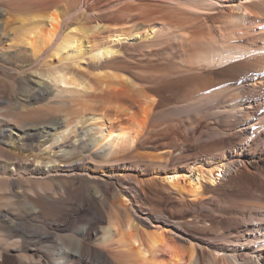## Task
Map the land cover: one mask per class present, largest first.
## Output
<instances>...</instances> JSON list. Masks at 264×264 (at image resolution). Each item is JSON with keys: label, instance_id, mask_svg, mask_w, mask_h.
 Segmentation results:
<instances>
[{"label": "bare ground", "instance_id": "bare-ground-1", "mask_svg": "<svg viewBox=\"0 0 264 264\" xmlns=\"http://www.w3.org/2000/svg\"><path fill=\"white\" fill-rule=\"evenodd\" d=\"M59 1L25 0L23 3L25 5L29 2L36 5L35 7H31L30 3L28 7L23 5L25 9L13 4L8 10L4 5H0V34L3 35L4 31L2 16L12 14V20L9 17L5 20L12 21L15 25L20 23L21 26L14 28L13 31L20 30L23 36L19 38L20 40L17 38L14 40L19 42L14 43L15 45L11 44L14 45L11 49L19 47L20 50H28L29 54L23 57L26 63L33 59L40 60L39 69L34 71L39 79L33 81L31 86H25L23 93H20L15 101L0 98V102L17 110L15 115L18 112V115L22 117L30 116L38 110L33 106L34 100L47 98L52 91L55 94L53 97L60 99L61 107H59L71 106L75 110L74 116L70 114L71 108L65 111L64 122H60L59 118L52 114L42 124L34 121H25L22 124L16 122L18 126H12L1 132L4 139H9L16 132L19 134V140L16 143L32 146L35 143L39 144L43 136L44 141L47 142L48 134L47 132L45 134V131H49L47 129L56 130V134L52 137L53 143L51 142L45 148L44 153L49 154L53 147L57 146L59 150H64L62 158L66 160L70 153L81 148L87 151L96 149L98 159L118 161L123 156L135 154L139 149L152 147L153 140L150 136L155 131V122L161 123L171 116L169 111L160 110L164 109L163 103L166 99H178L185 91L175 81L158 82L156 86L148 81L140 83L139 80L147 79H143L144 76L141 78L139 75L136 76L132 69L129 70L125 68V64L122 65L127 60L126 54L130 47L137 50L149 48L161 38H164L162 42L170 39L178 44L184 52V62L190 65L192 71L202 73L196 76L185 75L181 80H190L189 82L193 83L194 79L199 78L200 83L194 81V85H199L201 88L205 81L212 82L211 86L207 85L206 88L203 86L205 90L216 86L221 80L239 81L241 86L238 87V91L241 96H246L248 101H237L226 111L231 113L232 117L244 115L248 121L252 120L250 122L252 126L256 125L259 122L258 119L264 115V0H118L121 3L119 8L112 10L109 13L111 15L108 14L104 19L97 17L95 21L88 18L85 14L86 10H80L79 14L72 13L68 9H66L68 11H59L57 7V4L61 3ZM86 1L90 2L87 10L92 11L96 8L98 10L96 0ZM23 11L28 15L13 13ZM208 14H217L223 19L222 23L230 27L234 25L244 29L243 27L246 26L252 28L257 26V29L263 27V32L253 29L257 32L254 40L248 42L250 43L248 45H237L234 41L231 43V38V41H228L229 37L219 28V37L223 39H221L222 42L204 43L201 37L202 30L196 22L198 18L203 19V16ZM85 19L92 21L91 25L83 23ZM113 19L127 23L133 22L135 25L120 26L121 24L118 25L115 20L116 23L106 25V21L109 20L110 24V20L113 21ZM75 22L76 27H71ZM230 37L233 38V36ZM213 38L216 40V36ZM224 38L228 39L224 40ZM201 80L204 82L201 83ZM191 83L186 84L191 85L194 91L200 88L199 86L195 88ZM0 97H2L1 93ZM214 99L216 96L212 97V100ZM47 106L49 111L55 108L51 104ZM86 124L91 126L84 136L80 137L82 139L76 140V143L69 141L70 137L78 136L77 133ZM258 134L264 135V129ZM176 143L173 142L172 147H168L166 143L161 145L163 152L155 155L157 157L154 159L155 162L162 160L169 163V160L173 158V148L177 146ZM3 153L7 156L10 151H3ZM248 155L247 148L246 150L242 148L208 161L207 167L193 166L185 171L174 169L162 173L155 172L148 179L122 172L120 177L135 181L141 190L143 184L160 185L169 191L173 190L188 203L196 204V202H202L201 200L206 197L205 193L211 191L212 187L222 184L232 174L248 169L250 164ZM59 159L55 157L46 164L37 160L35 169L31 170V167L25 164L24 169L31 171L32 176L45 174L47 177L52 176L60 173L58 169L60 165H57ZM41 166L44 167L43 172ZM4 170L6 175L0 176V183L5 184L4 188H0L3 191L11 187L14 180L12 176L19 173L16 166L11 169L4 167ZM82 172L89 171L85 168L81 171L80 166L77 165L72 169L75 175H80ZM104 175L109 177L115 175V172L108 170ZM90 176L94 181L87 195L82 194L80 186L70 185V182H68L69 187L64 186L61 189L51 187L48 190H52L53 193L46 201V207L38 206L33 198H26L25 204L30 208L26 212L28 220L15 216L9 210L0 211V228L19 236L21 241H25L27 235L39 237L41 240L55 238L52 254L47 256L49 264H161L164 258L170 260V264H246V259L239 253L228 254L221 250L220 255L202 244H194L191 241L188 245L181 244L173 236L168 235L165 229L158 228L153 231L145 229L133 216L134 206L130 202V193L127 190L119 189L110 182H105L107 184L105 186L97 184L95 180L100 179L101 176L98 174ZM95 200H99L105 206H112L108 226H106V220H103L104 215L102 216V213L98 212L99 209L95 207ZM260 208L264 209V205ZM45 212L63 213V219H55L52 224L55 226L61 223L58 229L50 228L47 224L45 226L32 224L38 220L41 213L45 214ZM99 224L103 226L100 227ZM76 227L78 229L74 230V234L66 238L54 232L73 231ZM51 229L53 231H50ZM87 238L95 239H88L89 242H87ZM247 253L255 255L254 258L250 256L247 259L254 260L253 264H264L257 259L263 255L262 250L259 252L248 250ZM256 260L258 262H255ZM10 261L13 264H27V262L41 264L36 257L26 255H22L21 258L12 256Z\"/></svg>", "mask_w": 264, "mask_h": 264}, {"label": "rangeland", "instance_id": "rangeland-1", "mask_svg": "<svg viewBox=\"0 0 264 264\" xmlns=\"http://www.w3.org/2000/svg\"><path fill=\"white\" fill-rule=\"evenodd\" d=\"M15 1L0 0V5H4L5 8H8V10L9 7L13 6V4H16L15 6H18L21 9H25L23 5L28 7V4L30 3L27 2L28 4L25 5L23 4L25 3V0ZM18 1L23 2H21V4ZM119 1L96 0V7H98V10L95 7L96 9H92V11H90L91 9H86L90 6V2H87L86 0H60L59 2L61 3H58L57 7L59 8V11H65L68 9L72 13L78 14L80 10H86L85 14L88 18L95 21L97 17L104 19V17L111 13L112 10L119 8L121 5ZM29 5L31 7L36 6L34 3H30ZM38 6L40 7V5ZM13 13L15 15H28L25 11L22 13ZM102 14L104 16H102ZM6 17H9L10 20L13 19L12 14L2 16L4 31L2 33L3 35L0 34V93L2 96L0 98H5L4 100L6 101H15L17 97H19L20 93H23L25 86H31L33 81L39 79V77L37 78L34 74V71L39 69L40 60L33 59L26 63V59L23 57L29 54L28 50H20L19 47H14L16 50L14 48V50L11 49V46H14L19 42L23 36V32L17 30L15 33L13 30L16 27H20V23L15 25L12 21H7L8 19ZM90 20L85 19L82 22L87 25H91L92 21ZM114 20L115 19H113V21ZM111 21L112 20H110V24L109 20L106 21V25L107 23L108 25H112L116 22L118 25L121 24L120 26L135 25L133 22H130L132 23L130 24L123 20H115L116 22L112 21L113 23ZM222 22L223 19L217 16V14L204 15L203 19L198 18L196 24L199 25L202 30L201 37H203L202 40L204 43H212L214 41L222 42L223 39L219 37L220 29L223 34H226L229 39H232V41L231 39L228 41H231V43L234 41V44L237 45L250 44L248 42H252L254 40V36L257 34V32L253 30H256L257 26L255 28L246 26L247 28L243 27L244 29H240L237 26L234 27V25L230 27ZM137 24L138 23H136V25ZM71 27H76V22L73 23ZM223 27H225V29ZM241 30L242 32L240 33ZM257 30L263 32V27H259ZM215 36L216 40L213 38ZM230 36H233V38L237 37L233 39ZM16 38H20L18 42L14 41ZM161 39L156 40L158 43L155 41L154 44L150 45V49L148 47H144L143 49L137 50V48L130 47L131 49L129 48V51H127L126 54L128 55V57L126 56L127 60H125L126 62H124L122 66L125 64V68L129 70L132 69L136 76L139 75L140 78L141 76H144V78H142L147 79L139 81L136 80L140 83L148 81L153 82L154 84H151L156 86L158 82L164 83L165 81H175V83L183 91H185V93L178 99H166L163 103L162 107H164V109L161 108L160 110L169 111L171 116L169 115L170 117L166 120H161L163 123H158L160 122L158 120V122H155V131H153L150 136L153 140L152 147L139 149L135 152V154L123 156L118 161H105L96 158V149L87 151L81 148L74 150L67 156V160L62 158L64 150H59L57 146L53 147L54 149H52L49 154H45V148H47L51 142L53 143L54 138L52 137L57 132L56 130L51 129H47L49 131H45V134L46 132L48 134V139L46 140L47 142L44 141L45 137L43 136L41 138L42 140H39L41 143H35L32 146H28L27 144L24 146L16 143L19 140V134L16 132H14L9 139H4L3 133L1 132L17 125L16 122H21L22 124V122L25 121H34L42 124L46 121V119L51 117V114L57 116L56 118H59L60 122H64V120H66L64 119L66 118L65 111L71 109L72 107L65 106L60 108V99L53 97L55 95L54 92L51 91L52 93L50 92L47 98H37L36 101L34 100L33 106L35 108L37 107L38 110L30 116L22 117L18 115V112H16L17 114L15 115V111L17 110L13 109L12 106L7 105L6 103L0 102V176L2 175V177H4L3 175H6L4 167L11 169L16 166L19 172L18 174L15 172L14 174L16 175H13V178L11 177L14 180H12L13 183L8 190H0V211L5 212L9 210V212L13 213L15 216L26 220V212L30 210V208L25 204L27 197L35 199L38 206L46 207V201L53 193L51 192L52 190L49 191L48 189L51 187L53 189L54 187L59 189L64 186L69 187L68 182H70V185L77 184L80 186L81 192L85 196L88 194V191L92 186L91 183L94 181L91 179L90 175L98 174L101 178L95 180L97 184L105 186L107 185L105 182H110L119 189H125L128 193H130V202L134 206V210L132 211L133 216L138 219L139 223H141L142 227L145 229L150 231L158 228L163 230L165 229L164 231L167 230L166 233L168 235L171 237L173 236V238L181 244L183 243L188 245L190 241L194 244H202L208 247L211 251H215L216 253L218 252L220 255L222 254L221 250L226 251L228 254L239 253L246 259V264L254 263V260H247L248 257L251 256L254 258L255 256L248 255V250L256 252L262 250L263 255L257 259H259L260 262H264V211H262L264 209L260 208L261 205H264V135L258 134L259 131L264 129V115L258 119L259 122L256 125L252 126L250 123L252 120L248 121L244 115L239 114L240 118L238 115L232 117V114L226 111L230 107L234 106L237 101H248L247 97L241 96L238 91V87L241 86L239 81L221 80L216 86L205 90L206 86H211L212 82L207 81L209 83L205 84L207 83L205 81L201 88L199 85H194V81L196 83L197 81L200 83L199 78L194 79L192 81L193 83L189 82L190 80H181L185 75L196 76L201 75L202 73L192 71L190 65L184 62V52L180 47H178V44L172 42V40L170 41V39L167 40L166 38L165 40L167 41L162 42L164 41V38ZM227 39L228 38H224V40ZM7 49L11 52H8ZM172 56H174L175 59ZM182 81L184 84L181 83ZM203 82L204 81L201 83ZM186 83H191L195 88H200L198 90L195 89L196 91H194V89H191V85L189 86V84ZM203 86H205V88H203ZM235 87L237 89H235ZM186 88H188L187 91ZM214 96H216V99H214L215 101L212 100V97L214 98ZM49 104L55 107L52 111L47 109V105ZM173 108L176 110L174 111ZM70 112L71 116H74L75 110L73 108ZM90 126L91 125L86 124L84 128H82V130L80 129L79 133H77L78 136H72V138L70 137L69 141L76 143V140L82 139L80 137L84 136ZM156 127H158V129H156ZM153 135H155L156 138ZM173 142H177V146H174L175 148H173V158L169 160V163L162 160L160 162H155L154 159H157L155 155L163 152L161 145L166 143L168 147H172ZM242 148L245 150L247 148V152L249 153L247 157L250 162L248 169H242L238 173L232 174L230 178L222 184L212 187L211 191L205 193L206 197L201 200L202 202H196L197 205L195 203L192 204L193 202L188 203L186 200L179 197L173 190L169 191L160 185L152 186L151 184H143L141 186L143 188L142 191L139 186H137L135 181L124 180L120 177L122 173H126L138 175L140 178L148 179L152 177L155 172L162 173L163 171L168 172L174 169L185 171L189 167L193 166L207 167L208 161L222 157L224 154L229 152L241 150ZM3 151H10V153L6 156ZM148 154L151 155L152 158ZM55 157L58 159L60 157L61 159H59V162L57 163V165H60L58 166V169L60 170V173L58 174L53 172L55 175L53 174L48 177L47 174L44 176H32L30 174L31 171L24 169V167L28 165V167H31V170H33L36 168L35 161L39 160L43 162V164H46L51 162ZM76 165L80 166L81 171L85 168L89 172H82L80 175L73 174L72 169ZM41 169L43 172L44 167L41 166ZM108 170L115 172V175H110L109 177L105 176V171ZM100 182H102V184ZM4 187L5 184L0 183V188ZM94 205L97 210L99 209L98 212L102 213V216L104 215L103 220H106L107 223L109 221V216L112 213V206H105L100 203L99 200H95ZM62 215L63 213H41L38 220L34 223L32 222V224H36L35 226H45V224H47L50 228L58 229L61 223L56 224L55 226L52 224L55 219H63ZM103 224L105 226V221ZM103 224H99L100 227L103 226ZM106 226H108V223ZM76 229H78V227L74 228L73 231L70 230L71 232H54L59 234L58 236L66 238L72 236ZM50 231H53V229ZM26 237L27 239L25 241H21L19 236L10 234L3 228H0V255L2 257L4 256L3 258L0 257V264H13L10 261V258L12 256L21 258L22 255H26L28 257L34 256L41 264H49L47 256L52 254V248L56 242L55 238L50 240H41L39 237L32 235H27ZM88 239L94 240L95 238H87V242H89ZM20 248H24L25 250ZM255 262L258 261L256 260ZM27 264L29 263L27 262ZM161 264H170V260L164 258L161 261Z\"/></svg>", "mask_w": 264, "mask_h": 264}]
</instances>
